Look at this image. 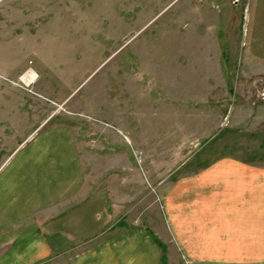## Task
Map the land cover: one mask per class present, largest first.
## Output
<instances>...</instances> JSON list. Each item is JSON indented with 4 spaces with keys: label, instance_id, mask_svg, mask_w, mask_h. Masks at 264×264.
Listing matches in <instances>:
<instances>
[{
    "label": "rangeland",
    "instance_id": "obj_1",
    "mask_svg": "<svg viewBox=\"0 0 264 264\" xmlns=\"http://www.w3.org/2000/svg\"><path fill=\"white\" fill-rule=\"evenodd\" d=\"M263 23L264 0H0V247L39 221L51 261L73 256L66 148L45 140L65 127L101 241L145 228L164 264H264ZM229 212L261 213L257 240L232 238ZM192 214L214 216V247L180 239L206 235Z\"/></svg>",
    "mask_w": 264,
    "mask_h": 264
},
{
    "label": "crops",
    "instance_id": "obj_2",
    "mask_svg": "<svg viewBox=\"0 0 264 264\" xmlns=\"http://www.w3.org/2000/svg\"><path fill=\"white\" fill-rule=\"evenodd\" d=\"M255 73V75H264L263 71ZM250 75L252 74H248V76ZM49 132L52 134H48ZM49 132L46 136L50 137L45 140H53L54 143H58L55 145L58 150L64 148V145L66 148V197L62 195V201L59 204L64 205L66 203V254L72 252L73 256L62 264H164V257L166 253H168L169 248L171 249L172 245L169 242H158L155 240L154 236H152V233L145 228H125L116 230L113 233L112 229L117 226L118 221H116L115 225L112 223L108 228V233L112 232V234L101 241V235L104 233V231H102V226L103 223L108 222V215L107 217H101L98 211L92 209L93 214L91 215L93 216H88V214L84 212V205L88 202L86 192L87 185H72L70 182L72 168L78 164V151L77 148H74V137H72L71 132L65 127L52 129ZM61 158L64 159V157L60 155V159ZM54 160L55 163L53 162V164L57 167L59 162H57L56 157ZM90 187L93 188L91 185ZM94 187L95 190L98 189L97 185H94ZM245 202L246 201H244V203ZM256 210V208L253 209V211ZM254 213V215L250 216H247V214L243 212H235L233 214L229 212L223 215L226 222L225 226L227 225L225 227L227 229L226 231L231 232V230H233L232 238H235V236H237L236 234H239L244 242L248 238L257 240V230L260 229V226L256 223L257 221H262V214ZM185 216L186 215H182V217L176 216V218H182L181 222H183V224L188 221L192 224L196 222H205V225H201V227L205 229L206 235L203 236L202 233H200L201 235L198 237L197 235L196 237L181 236L180 239L187 238V240H189V238H203V242L193 245L201 246L200 244H202L208 247V244H210L214 247L211 238L214 237V231L218 228L214 221V216L208 214H192V216L189 217ZM42 223L40 224L39 221L33 222L22 232L9 236L8 238L6 237L3 243L4 245H1L4 246V248L0 247V249H3L0 251V264H54L51 261L54 254L60 253L61 251L57 250V245H52L48 242L47 237H50V235L43 230ZM248 227L250 233H247ZM193 228L199 231V224ZM258 231L260 232L261 230ZM178 235L179 233L176 232L174 237L177 238ZM76 238L79 239V243L74 242V244H72L70 239L74 240ZM67 239L69 240L67 241ZM87 243H92L93 245L89 246ZM189 245L190 244H183L182 242L178 243L177 246L183 251V246ZM173 248V252H176L175 247ZM196 252L203 253L206 252V250L198 249Z\"/></svg>",
    "mask_w": 264,
    "mask_h": 264
},
{
    "label": "bare ground",
    "instance_id": "obj_3",
    "mask_svg": "<svg viewBox=\"0 0 264 264\" xmlns=\"http://www.w3.org/2000/svg\"><path fill=\"white\" fill-rule=\"evenodd\" d=\"M36 80V74L29 70L24 75L21 76L20 81L25 84V86L32 84Z\"/></svg>",
    "mask_w": 264,
    "mask_h": 264
}]
</instances>
